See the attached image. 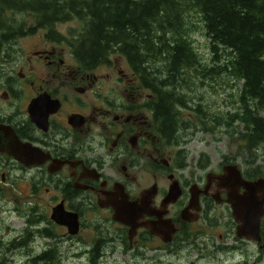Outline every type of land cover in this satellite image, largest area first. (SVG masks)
Masks as SVG:
<instances>
[{
  "label": "flooded vegetation",
  "instance_id": "1",
  "mask_svg": "<svg viewBox=\"0 0 264 264\" xmlns=\"http://www.w3.org/2000/svg\"><path fill=\"white\" fill-rule=\"evenodd\" d=\"M12 21L14 25L21 24V21ZM60 24L55 25V34L47 29L30 35L25 32L13 43L42 35L28 49L20 47L19 51L13 47L10 52L11 42L7 48L3 46L0 54V68L3 67L0 70V143L5 146L0 149L3 150L0 167L4 169L0 173V191L23 183L24 198H33L25 199L26 202L47 203L46 210L51 215L60 204L66 212L77 214L80 229L76 235L51 221V215L49 222L65 229L63 236L70 241L83 235L86 229L92 231L93 241L87 244L91 257L99 248L103 249L101 259L110 256L115 250L111 244L120 240L133 259L161 264V252L188 244V238L196 235L192 230L203 222L212 225L215 214H221L232 224L238 242L246 241L237 236L238 225L227 202L229 189L224 186V168L237 165L233 159L223 158L217 171L210 167V162L208 173L195 180L188 177L185 162L179 161L187 155L181 149L187 135L186 125H180L174 100L169 103L171 108L166 107L165 88L155 90V85H150L147 78L142 80L129 65L125 71L121 66L129 63L120 54H115L117 59L109 58L105 65L84 68L74 54L70 42L73 39L60 32ZM26 25L36 27L38 22L30 19ZM104 68L110 71L104 74ZM40 98V108L35 115L31 114L32 102ZM258 116L264 119V109ZM11 130L23 144L32 146L34 160L39 165L26 167L4 152ZM259 139L255 146L256 173L248 175L237 165L249 181L264 179L259 171V164H264V139ZM176 183L180 197L166 204ZM192 189L198 192L199 198L187 211ZM145 195L148 213L139 222L146 223L147 227H139L130 234L129 226L114 220L115 210L110 204L133 203ZM183 213L189 215L186 220ZM85 218L93 219L98 226L86 227ZM105 223L116 225L122 234L113 236L103 227ZM153 225L159 235L151 232ZM170 230L176 233L171 243H165L166 232ZM55 235L44 239H54ZM184 236H187L185 240ZM260 238L255 244L264 254V215ZM57 255L61 256L59 252Z\"/></svg>",
  "mask_w": 264,
  "mask_h": 264
},
{
  "label": "trees",
  "instance_id": "2",
  "mask_svg": "<svg viewBox=\"0 0 264 264\" xmlns=\"http://www.w3.org/2000/svg\"><path fill=\"white\" fill-rule=\"evenodd\" d=\"M7 11L29 14L37 20L38 26L28 27L26 34L39 29L55 34L57 23L79 21L83 32L70 42L84 68L92 69L120 54L133 72L155 85L154 89L165 88L167 108H171V100L183 103L181 97L173 96L185 70L194 69L202 76L226 72L243 86V115L231 116L227 126L239 120L244 125L247 146L255 148L259 138L264 139V119L258 116L264 109V0H0V53L3 46L25 35V26L8 20L4 16ZM192 13L199 16L210 42L212 61L217 65L212 70L200 63L188 38ZM159 60H164L165 69L157 66ZM223 61V66L217 64ZM199 68L204 69L203 74ZM205 158L202 154L199 160L202 168L210 164ZM181 159L186 161L187 155ZM42 223L34 216L28 219L20 240L12 242L7 250L27 248L35 237L52 238L51 230L40 229ZM102 251L99 248L93 252L91 264H100ZM57 253L56 248H48L29 257L25 264H60Z\"/></svg>",
  "mask_w": 264,
  "mask_h": 264
},
{
  "label": "rangeland",
  "instance_id": "3",
  "mask_svg": "<svg viewBox=\"0 0 264 264\" xmlns=\"http://www.w3.org/2000/svg\"><path fill=\"white\" fill-rule=\"evenodd\" d=\"M13 14L15 15L13 16ZM5 16L9 20L21 21V24L25 26L24 32H27L25 30L30 25H26V21L32 19L31 15L7 11ZM188 23L190 29L188 33L193 50L198 54L200 63L205 68L212 70L217 65L213 64L210 42L199 16L195 13L190 14ZM58 29L61 33L68 35L70 39H76L83 32V25L79 21H70L59 25ZM34 37H29L26 41L22 40L23 42L20 41L16 44L13 43V40L9 50L13 51V47L16 50H19L20 47L27 48L31 43L39 42V36L35 35ZM111 58L114 60L118 57L113 55ZM217 64L223 66L225 62ZM125 65L126 63H123L125 69L129 68L128 65ZM162 65L165 69L164 60H159L157 66L162 67ZM106 69L103 70L104 74L110 71V69ZM203 70L198 69L201 74H203ZM160 76L163 77L161 74ZM176 87L175 97L183 99V103H178L180 106L177 105V111L181 115L180 125H186L184 131L187 133L181 148L187 154V160L179 159L187 166L186 175L195 180L208 173L209 164L204 167L205 169L199 167L202 154L206 155L205 159L211 162L210 167L215 171L220 169L224 161L223 158H230L246 174L256 173L258 153L255 148L247 146L244 139V125L239 120L231 121L229 126L226 123L233 115L239 114L241 117L243 115L240 102V94L243 90L242 82H238L226 72L215 77L212 73L202 76L194 69H187L181 76L180 84L178 83ZM200 105L203 110H200ZM196 114L198 115L196 116ZM259 167V171L264 174V164L260 163ZM2 169L0 167V173L4 170ZM25 192L23 183L17 187H5L3 192L0 191V264H25L29 257L41 254L49 247L58 250L61 255L60 264H91L89 260L92 257L89 255L90 247L88 248L87 244L91 245L93 232L86 229L80 237L72 241L66 239L63 236V233H66L65 229L49 222L51 211L46 210L48 204L26 202L25 199L32 200L33 198H24ZM32 216H34V220L37 218L43 222L40 225L41 230L49 229L57 236L55 235L54 239L35 237L27 248L7 250L12 242L20 240L22 233L28 227L27 220ZM212 222V225L203 222L199 227L194 228L192 232H196V235L188 238L186 241L188 244H182L176 250L161 252L163 255L161 264H264V254H261L255 243L236 240L234 234L236 229L229 221V225H226L228 223L226 217L215 214ZM85 224L86 227L98 226L93 219L88 218H85ZM103 227L114 234L113 236L122 234L116 225L105 223ZM195 236L198 238L194 239ZM186 237L184 236L183 239L185 240ZM125 246L126 244L124 245L120 240H115L111 244V249L115 250L110 256L103 258L100 264H151L147 263L145 259H133L132 254L126 251ZM118 248L120 249L118 250ZM57 263L55 262V264Z\"/></svg>",
  "mask_w": 264,
  "mask_h": 264
},
{
  "label": "water",
  "instance_id": "4",
  "mask_svg": "<svg viewBox=\"0 0 264 264\" xmlns=\"http://www.w3.org/2000/svg\"><path fill=\"white\" fill-rule=\"evenodd\" d=\"M42 98L33 101L30 106V113H34ZM1 129V128H0ZM9 140V142H8ZM6 152L26 167L37 166L40 163L34 160L33 148L29 144H23L18 140L17 136L11 130L6 138ZM2 146L0 143V149ZM3 152V150H0ZM226 176V177H225ZM224 186L229 189L228 204L231 206L232 215L237 223V236L241 240H247L250 242H260V222L264 215V179L255 181L246 180L241 170L237 165H231L224 168ZM181 191H179V184L176 183L166 199V204L175 202L180 197ZM198 192L192 189L190 204L187 211L196 204L198 200ZM147 196H142L140 200L133 203L119 204L118 202H112V206L115 210L114 220L127 225L131 228L130 234L140 227H147L146 223H140L139 220L148 213V203L144 200ZM187 213H183V218L186 220ZM51 221L59 226H64L69 229L71 235L79 233L80 224L77 214L66 212L63 205L60 204L52 211ZM190 221V220H189ZM153 234L159 235L156 227L153 225ZM176 230H170L166 232L164 239L165 243H171L172 238Z\"/></svg>",
  "mask_w": 264,
  "mask_h": 264
},
{
  "label": "bare ground",
  "instance_id": "5",
  "mask_svg": "<svg viewBox=\"0 0 264 264\" xmlns=\"http://www.w3.org/2000/svg\"><path fill=\"white\" fill-rule=\"evenodd\" d=\"M1 8H2V7H1ZM4 8H5V7H4ZM12 12H13V11H12ZM9 13H10V11H9ZM5 15H6V14H5ZM5 15H4V16H5ZM14 15H15V14H13V16H14ZM4 16H3V18H4ZM11 16H12V15H11ZM9 17H10V15H9ZM6 18H8V17L6 16ZM10 19H11V18H10ZM8 20H9V19H8ZM10 21H12V20H10ZM0 22H1V21H0ZM6 22H7V21H6ZM8 22H9V21H8ZM19 22H20V21H19ZM4 23H5V22H4ZM4 23H3V24H4ZM6 24H7V23H6ZM60 25H61V24H60ZM29 27H30V26H29ZM33 27H34V26H33ZM36 27H37V26H36ZM36 27H34V28H36ZM38 29H39V28H38ZM205 29H206V28H205ZM36 30H37V29H36ZM39 30H40V29H39ZM25 31H26V30H25ZM27 31H28V30H27ZM42 32H43V31H42ZM30 34H32V33H30ZM30 34H28V35H30ZM28 35H27V36H28ZM38 35H39V34H38ZM38 35H37V37H38ZM33 37H34V36H33ZM5 38H6V37H5ZM21 38H22V37H21ZM30 38H31V37H30ZM34 38H35V37H34ZM75 38H76V37H75ZM188 38H189V37H188ZM207 38H208V37H207ZM38 39H39V37H38ZM189 39H190V38H189ZM74 40H75V39H74ZM25 41H26V40H25ZM25 41H24V42H25ZM22 42H23V41H22ZM72 42H73V41H72ZM1 44H2V43H1ZM11 44H12V43H11ZM38 44H39V43H38ZM41 44H42V43H41ZM191 44H192V43H191ZM3 45H4V44H3ZM188 45H189V44H188ZM11 46H12V45H11ZM34 46H35V45H34ZM34 46H33V47H34ZM74 46H75V45H74ZM35 48H36V47H35ZM192 48H193V47H192ZM3 49H4V48H3ZM8 49H9V48H8ZM27 49H28V48H27ZM5 50H6V49H5ZM162 50H163V49H162ZM8 51H9V50H8ZM32 51H33V49H32L30 52H32ZM194 51H195V50H194ZM3 52H5V51H3ZM10 52H11V51H10ZM17 52H18V51H17ZM25 52H26V51H25ZM30 52L28 51L27 54L30 53ZM120 52H121V51H120ZM13 53H14V52H13ZM13 53H12V54H13ZM15 53H16V52H15ZM121 53H122V52H121ZM195 53H196V52H195ZM0 54H1V53H0ZM72 55H73V54H72ZM193 55H194V54H193ZM197 55H198V54H197ZM149 56H150V55H149ZM194 56H195V55H194ZM3 57H4V56H3ZM120 57H121V56H120ZM197 57H198V56H197ZM121 58H122V57H121ZM161 58H162V57H161ZM161 58H160V59H161ZM200 58H201V57H200ZM2 59H3V58H2ZM4 59H5V58H4ZM4 59H3V60H4ZM111 59H112V58H111ZM116 59H117V58H116ZM138 59H139V58H138ZM3 60H2V61H3ZM119 60H120V59H119ZM121 60H124V59H121ZM7 61H8V60H7ZM107 61H108V60H107ZM111 61H112V60H111ZM117 61H118V60H117ZM130 62H131V61H130ZM158 62H159V61H158ZM161 62H162V61H161ZM200 62H201V61H200ZM128 63H129V62H128ZM221 63H222V62H221ZM3 64H4V63H3ZM3 64H2V65H3ZM80 64H81V63H80ZM107 64H108V63H107ZM131 64H132V63H131ZM145 64H146V63H145ZM5 65H6V64H5ZM102 65H103V63H102ZM104 65H105V63H104ZM109 65H110V63H109ZM126 65H130V64H127V62H126ZM126 65H125V66H126ZM137 65H139V64H137ZM0 66H1V65H0ZM6 66H8V65H6ZM98 66H101V65H98ZM102 67H103V66H102ZM121 67H123V66H121ZM128 67H129V66H128ZM130 67H131V65H130ZM2 68H3V67H2ZM2 68H0V70H1ZM93 68H94V67H93ZM109 68H110V67H109ZM137 68H138V67H137ZM126 69H127V68H126ZM126 69H124V70L127 71ZM103 70H104V69H103ZM106 70H107V69H106ZM132 70H133V69H132ZM161 71H162V70H161ZM106 73H107V72H106ZM139 73H140V72H139ZM139 73H138V74H139ZM155 74H157V73H155ZM135 75H136V74H135ZM140 75H141V74H140ZM159 75H160V74H159ZM138 76H139V75H138ZM151 77H152V76H151ZM165 77H166V76H165ZM215 77H216V76H215ZM141 78H142V77H141ZM202 78H203V77H202ZM136 79H137V78H136ZM142 79H143V78H142ZM147 79H148V78H147ZM199 79H201V78H199ZM204 79H205V78H204ZM148 81H149V80H148ZM152 82H153V81H152ZM193 82H194V80H193ZM193 82H192V83H193ZM238 82H239V81H238ZM140 83H142V81H141ZM149 83H151V81H149ZM151 84H152V83H151ZM238 84H239V83H238ZM164 85H166V84H164ZM194 85H195V84H194ZM145 86H146V85H145ZM157 86H159V85H157ZM173 86H175V85H173ZM159 87H160V86H159ZM194 87H195V86H194ZM166 88H167V87H166ZM147 89H148V88H147ZM156 89H157V88H156ZM156 89H155V90H156ZM158 89H159V88H158ZM162 89H164V87H163ZM168 89H169V87H168ZM152 90H153V89H152ZM170 90H171V89H170ZM160 91H161V90H160ZM168 91H169V90H168ZM174 91H175V90H174ZM181 91H182V88H181ZM185 91H186V90H185ZM154 95H155V93H154ZM164 95H165V94H164ZM174 95H175V94H174ZM185 95H186V94H185ZM173 97H175V96H173ZM155 98H156V97H155ZM185 99H186V98H185ZM43 102H44V101H43ZM195 102H196V101H195ZM256 102H257V101H256ZM187 103H188V102H187ZM188 104H189V103H188ZM177 105H178V104H177ZM178 106H180V105H178ZM200 107H201V105H200ZM39 108H40V107H39ZM177 108H178V107H177ZM179 108H180V107H179ZM175 110H176V108L174 109V111H175ZM200 110H203L202 107H201ZM200 110H199V111H200ZM50 111H51V110H50ZM203 113H204V112H203ZM197 115H198V114H196V116H197ZM200 115H201V114H200ZM200 115H199V116H200ZM201 116H202V115H201ZM205 116H206V115H205ZM180 117H181V115H180ZM180 117H179V118H180ZM182 118H183V116H182ZM199 118H200V117H199ZM205 118H206V117H205ZM180 119H181V118H180ZM200 119H201V118H200ZM0 127H1V126H0ZM4 127H5V126H4ZM2 131H3V130H2ZM24 166H25V165H24ZM36 168H37V167H36Z\"/></svg>",
  "mask_w": 264,
  "mask_h": 264
}]
</instances>
